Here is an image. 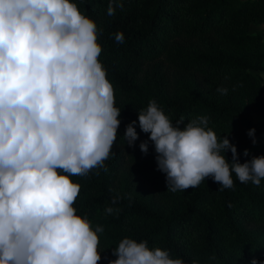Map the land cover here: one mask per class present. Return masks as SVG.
Returning <instances> with one entry per match:
<instances>
[{"label": "trees", "instance_id": "obj_1", "mask_svg": "<svg viewBox=\"0 0 264 264\" xmlns=\"http://www.w3.org/2000/svg\"><path fill=\"white\" fill-rule=\"evenodd\" d=\"M98 26V59L121 109L117 138L103 168L73 176L81 185L74 207L98 233L101 260L116 259L121 239L147 240L173 258L200 264H251L264 260V180L259 187L240 183L219 190L211 177L184 191L167 189L157 168L154 144L140 150L149 134L141 131L138 111L150 100L175 124L206 116L218 136L227 135L243 163L264 155V128L250 120L264 112V0H74ZM123 32L124 42L114 34ZM218 88H226L221 95ZM137 121L138 139L129 146L126 125ZM248 155H244V150ZM226 158L231 161L232 153ZM111 207V215L105 209Z\"/></svg>", "mask_w": 264, "mask_h": 264}, {"label": "clouds", "instance_id": "obj_2", "mask_svg": "<svg viewBox=\"0 0 264 264\" xmlns=\"http://www.w3.org/2000/svg\"><path fill=\"white\" fill-rule=\"evenodd\" d=\"M117 6L123 7L110 0L107 14ZM114 39L123 43V32ZM101 52L97 23L74 0H0V264L101 260L103 227L77 214L81 185L72 180L93 169L107 171L120 125ZM217 92L226 95L227 89ZM138 122L149 134L140 150L147 154L149 140L154 144L157 168L171 191L197 187L209 177L219 190L232 189L233 174L257 187L264 180V155L241 163L236 145L218 136L206 116L174 124L153 99L138 111ZM136 123L126 125L129 146L138 139ZM248 135L255 144V129ZM113 255L109 264H200L129 237Z\"/></svg>", "mask_w": 264, "mask_h": 264}, {"label": "rangeland", "instance_id": "obj_3", "mask_svg": "<svg viewBox=\"0 0 264 264\" xmlns=\"http://www.w3.org/2000/svg\"><path fill=\"white\" fill-rule=\"evenodd\" d=\"M252 30L257 31V30H264V25H255L253 26ZM264 77V75H262ZM250 120L256 127L255 130V137L257 134H261L262 130L264 128V112L261 113H255L250 117Z\"/></svg>", "mask_w": 264, "mask_h": 264}, {"label": "crops", "instance_id": "obj_4", "mask_svg": "<svg viewBox=\"0 0 264 264\" xmlns=\"http://www.w3.org/2000/svg\"><path fill=\"white\" fill-rule=\"evenodd\" d=\"M264 25V24H263ZM260 26V25H259Z\"/></svg>", "mask_w": 264, "mask_h": 264}]
</instances>
